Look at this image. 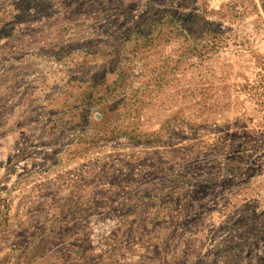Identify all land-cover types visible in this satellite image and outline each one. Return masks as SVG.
<instances>
[{"label":"rangeland","instance_id":"obj_1","mask_svg":"<svg viewBox=\"0 0 264 264\" xmlns=\"http://www.w3.org/2000/svg\"><path fill=\"white\" fill-rule=\"evenodd\" d=\"M0 264H264V0H0Z\"/></svg>","mask_w":264,"mask_h":264},{"label":"crops","instance_id":"obj_2","mask_svg":"<svg viewBox=\"0 0 264 264\" xmlns=\"http://www.w3.org/2000/svg\"><path fill=\"white\" fill-rule=\"evenodd\" d=\"M256 91H254L253 94L251 93H247V97L250 98V94L252 95V98L254 100L248 99L250 101L251 106H253L252 111H253V115L251 113V108H245L244 110H242V114H244V116H239L238 118L233 114L232 117H230V119L235 123V125L240 126L242 129H246L247 131L250 130H257V128H262V123L261 121H257V118H250V116H256L259 115L260 113V107H262V104L259 100L260 96L257 97V94L255 93ZM244 112V113H243ZM260 119V118H259ZM261 120V119H260ZM238 122V123H237Z\"/></svg>","mask_w":264,"mask_h":264}]
</instances>
